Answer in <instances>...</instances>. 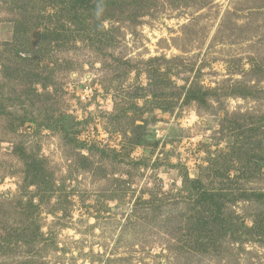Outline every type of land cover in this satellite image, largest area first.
Segmentation results:
<instances>
[{"label": "rangeland", "instance_id": "374dc122", "mask_svg": "<svg viewBox=\"0 0 264 264\" xmlns=\"http://www.w3.org/2000/svg\"><path fill=\"white\" fill-rule=\"evenodd\" d=\"M75 2L0 0V264H264V0Z\"/></svg>", "mask_w": 264, "mask_h": 264}, {"label": "trees", "instance_id": "16d2710c", "mask_svg": "<svg viewBox=\"0 0 264 264\" xmlns=\"http://www.w3.org/2000/svg\"><path fill=\"white\" fill-rule=\"evenodd\" d=\"M79 3H81V4H79ZM86 3H87V0H76V2H75L76 5H74L73 7H75V6L83 7L86 5ZM142 141L143 140H140L139 142H142ZM249 232H251V231H249Z\"/></svg>", "mask_w": 264, "mask_h": 264}]
</instances>
